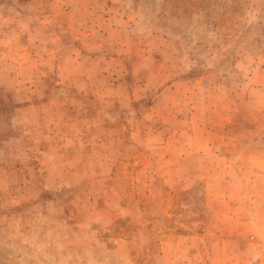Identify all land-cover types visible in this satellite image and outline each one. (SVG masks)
<instances>
[{"label": "rangeland", "instance_id": "rangeland-1", "mask_svg": "<svg viewBox=\"0 0 264 264\" xmlns=\"http://www.w3.org/2000/svg\"><path fill=\"white\" fill-rule=\"evenodd\" d=\"M0 264H264V0H0Z\"/></svg>", "mask_w": 264, "mask_h": 264}]
</instances>
